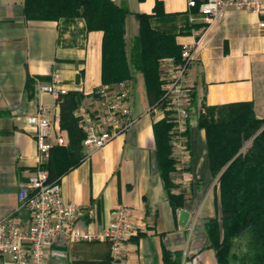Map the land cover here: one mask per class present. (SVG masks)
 Segmentation results:
<instances>
[{
    "label": "crops",
    "instance_id": "1",
    "mask_svg": "<svg viewBox=\"0 0 264 264\" xmlns=\"http://www.w3.org/2000/svg\"><path fill=\"white\" fill-rule=\"evenodd\" d=\"M112 1L130 12L125 19L127 54L139 34L134 14L148 15L151 28L174 35L179 48L199 43L185 75L196 107L252 103L257 118L264 119V36L258 14L228 7L207 24L190 10L188 0ZM102 41V31L88 30L82 17L27 19L23 0H0V219L14 213L20 186L37 170V148L27 118L41 105L52 126L49 141L55 143L59 135L64 139L63 145L52 147L57 181L63 200L80 209L79 227L103 229L115 210L126 206L138 230L120 259L104 242L58 241L47 264H218L213 242L223 238L219 175L213 178L206 164L204 132L189 120L185 141L191 167L172 173L174 186L168 192L157 158L162 141L155 135L166 113L150 109L140 72L132 73L136 122L129 131L99 150L80 148L78 161L68 150L69 133L59 126L61 102L38 88L50 83L55 71L68 93L86 95L102 86ZM63 158L65 162H59ZM168 193L183 197L181 207L171 205ZM181 211L187 213L184 221ZM17 217L26 221L24 214Z\"/></svg>",
    "mask_w": 264,
    "mask_h": 264
},
{
    "label": "trees",
    "instance_id": "2",
    "mask_svg": "<svg viewBox=\"0 0 264 264\" xmlns=\"http://www.w3.org/2000/svg\"><path fill=\"white\" fill-rule=\"evenodd\" d=\"M205 1L194 0V6L189 7L190 10L198 12L200 4ZM23 10L25 17L33 20L82 17L88 30H99L103 33L102 86H112L121 81L133 83L132 73L140 72L144 78L150 109L165 108L160 61L171 58L176 63L180 62L181 48L175 44L174 35L151 28L150 16L134 14L139 23V34L127 54L124 38L125 19L130 12L123 5H115L112 0H23ZM59 100V126L69 133L68 150L78 161V151L82 148L84 135L82 131L77 130V122L72 112L82 103L84 95L68 93ZM191 105L193 109L196 107L193 92ZM201 107L205 110V115L198 120L197 128L204 129L206 133L211 175L216 177L220 173L218 184L223 238L221 243L213 242L217 262L230 264L231 261L237 260L239 264H264V120L255 118L252 103ZM165 113V117L155 126V135L157 139L160 136L162 141L157 149V158L165 188L169 192L173 187L170 174L174 170V162L170 144L172 124L169 113ZM215 114H220L217 121L214 120ZM251 138L252 144L245 155H237L242 145ZM62 154L66 152L62 151ZM59 162L64 163L65 158ZM45 169L49 181L57 180L59 174L56 172L54 148L50 150ZM68 169L69 166L66 167V170ZM168 198L174 208L183 204L182 196L168 193ZM247 234V251L236 257L232 251L234 241L245 238ZM167 256L165 253V259Z\"/></svg>",
    "mask_w": 264,
    "mask_h": 264
},
{
    "label": "built area",
    "instance_id": "3",
    "mask_svg": "<svg viewBox=\"0 0 264 264\" xmlns=\"http://www.w3.org/2000/svg\"><path fill=\"white\" fill-rule=\"evenodd\" d=\"M188 7L194 0H188ZM228 7L248 10L260 16L258 29L264 36V0H206L198 13L205 23L216 21ZM199 43L183 45L180 62L173 59L160 61L162 90L166 102L163 112L169 113L174 123L172 143H182L181 136L188 129L192 102V88L185 84L189 66L196 60ZM40 94H48L55 100L68 94L61 84L57 71L51 73V82L39 85ZM133 83L121 81L112 86H99L72 112L84 138L82 148L96 151L118 136L124 135L135 124L132 113ZM46 109L39 105L27 118V125L35 139L37 170L21 185L17 193L14 213L0 219V264H47L56 242L64 244L104 242L109 244L116 259L124 256V246L137 234L132 212L119 206L109 224L100 230L88 231L78 225L80 209L67 203L61 196L57 180L49 181L45 169L53 145H63L62 136L51 143V123L46 119ZM17 214H24L23 223Z\"/></svg>",
    "mask_w": 264,
    "mask_h": 264
},
{
    "label": "rangeland",
    "instance_id": "4",
    "mask_svg": "<svg viewBox=\"0 0 264 264\" xmlns=\"http://www.w3.org/2000/svg\"><path fill=\"white\" fill-rule=\"evenodd\" d=\"M253 114L255 116L256 119L259 120V118H257L256 116V113H255V110H254V107H253ZM205 115V110L202 109V107H195L194 109L192 108V105H191V109H190V117H189V120H192V121H195V123L193 122L194 125H196V128H197V122L199 119H202V117ZM220 115V114H219ZM218 114H215L214 115V120L217 121L218 118H220ZM222 118V117H221ZM264 120V119H262ZM220 121V120H219ZM218 121V122H219ZM171 124H172V129L170 131V144H171V148H172V151H171V157L173 159V162H174V170L173 172H175V170L177 169H180V170H183V169H186L185 167H189L190 166V163H191V151L189 150L188 148V145H187V142L185 141V139L187 138V135L189 133V128L187 129L186 133L184 135L181 136L182 138V143L180 144H174L172 143V140L174 139L173 138V134H174V123L172 121H170ZM189 125V124H188ZM264 128V127H263ZM262 128V129H263ZM198 129V128H197ZM261 129V130H262ZM203 132H204V138H205V149H206V164L208 165V168H209V171H210V167H209V161H208V153H207V141H206V133H205V130L202 129ZM260 130V131H261ZM259 133V132H258ZM252 141H253V138H251L250 141H247L245 142L241 149L239 150L238 154H242V155H245V153L248 151V149L250 148V145L252 144ZM236 155V156H237ZM191 167V166H190ZM224 170V169H223ZM222 170V171H223ZM221 171V172H222ZM170 174V180H171V183H172V179H171V175L172 173ZM220 176V173L218 174ZM213 178H215V176L211 175ZM218 176V178H219ZM218 182V181H217ZM173 184V183H172ZM174 186V184H173ZM218 187H219V184H218ZM219 208H220V204H219ZM221 211V210H220ZM247 242H248V234L246 235L245 238L241 239V240H235L234 241V246H233V253L236 255V257H240L242 256L246 251H247ZM230 264H239L237 260L235 261H231Z\"/></svg>",
    "mask_w": 264,
    "mask_h": 264
},
{
    "label": "water",
    "instance_id": "5",
    "mask_svg": "<svg viewBox=\"0 0 264 264\" xmlns=\"http://www.w3.org/2000/svg\"><path fill=\"white\" fill-rule=\"evenodd\" d=\"M78 80H79V77L76 76V82H77V83H78ZM186 217H187V213L184 212V211H181V213H180V218H181V220L184 221V220L186 219Z\"/></svg>",
    "mask_w": 264,
    "mask_h": 264
}]
</instances>
